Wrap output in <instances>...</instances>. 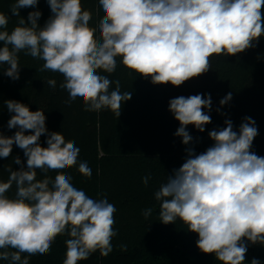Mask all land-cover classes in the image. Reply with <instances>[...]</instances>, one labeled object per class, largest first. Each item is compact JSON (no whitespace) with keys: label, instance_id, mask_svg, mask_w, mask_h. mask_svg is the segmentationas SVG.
<instances>
[{"label":"clouds","instance_id":"9594fccd","mask_svg":"<svg viewBox=\"0 0 264 264\" xmlns=\"http://www.w3.org/2000/svg\"><path fill=\"white\" fill-rule=\"evenodd\" d=\"M39 0H16L12 16L21 8H36ZM52 15L43 27L42 13L31 11L27 22L7 30L9 17L0 12V65L4 75L20 78L18 54L24 52L44 61L40 71L63 76L60 88L69 94L70 104L82 99L85 110L108 109L116 117L131 92H121L120 81L102 73H114L117 58L130 72L150 78L153 84L179 87L211 68L213 55L230 56L252 48L264 37V0H99L105 13L98 28L90 26L92 13L81 0H47ZM99 31V38L96 33ZM55 88L57 81L47 82ZM232 99L229 92L220 105ZM14 113L8 128L12 136L0 133V158L11 155L13 145L23 150L19 170L5 168L7 180L0 179V260L29 264V257L46 255L58 236L67 235L63 264H77L93 253L107 257L112 239L116 207L106 196L89 197L71 183L64 170L77 167L84 177L92 170L78 162L80 149L60 132H49L43 110L31 111L16 100L4 101ZM211 95L179 96L169 101V111L179 121L175 136L186 146L193 143L187 126L204 132L211 123ZM219 111V109H217ZM225 127L211 130L214 142L197 154L186 147L184 163L167 176L155 192L160 202V222L181 220L198 235L196 246L214 254L220 264H245L249 243L264 246V157L252 151L258 135L256 122L244 117L239 130L231 119ZM30 132L31 134H25ZM47 135V147L40 137ZM38 170L45 173L37 180ZM49 171L57 174L54 179ZM149 177L143 178L147 186ZM15 185V195L8 192ZM152 209H145L149 217ZM251 264H261L253 258Z\"/></svg>","mask_w":264,"mask_h":264},{"label":"trees","instance_id":"16d2710c","mask_svg":"<svg viewBox=\"0 0 264 264\" xmlns=\"http://www.w3.org/2000/svg\"><path fill=\"white\" fill-rule=\"evenodd\" d=\"M15 2L0 0V12L9 17V32L19 26L21 18L27 22L31 11L42 13L38 20L41 27L52 15L47 0H39L36 8H21L20 16H12L10 9ZM81 3L84 10L92 13L90 26L98 28L105 14L99 0H81ZM96 35L99 38V31ZM18 56V80L4 75L7 65H0V133L12 136L18 131V128L7 126L14 113L8 111L4 101L16 100L31 111L43 110L48 131L60 132L66 141H73L80 149L78 162L87 163L92 170L91 178H87L77 167L65 169L73 186L93 199L106 196L116 207L113 227L117 235L112 239V252L103 257L97 251L77 264H220L214 254H204L198 249V235L188 231L181 220L170 224L160 222V202L154 194L166 182L167 176L184 163L186 147H193L197 154L204 152L214 143L208 133L225 127L226 119L232 120L236 131L244 117L254 119L258 135L252 151L264 157V37L242 53L213 55L209 71L179 87L170 83L153 84L150 78L130 72L118 57L115 72L102 74L113 81L110 90L119 80L121 92L132 93V98L123 103L119 117L108 109L86 111L80 98L65 103L69 94L60 88L63 76L49 70L40 71L44 63L40 59L24 52ZM50 79L57 81L55 88L47 83ZM229 92L232 99L220 105V100ZM196 94L211 95V111L204 109L211 116V123L205 126L204 132L193 125L187 126L193 143L186 146L181 137L174 135L180 124L169 111V101ZM46 139V134L40 137L42 147H47ZM17 156L26 168L23 150L13 145L11 155L0 158V179L8 178L5 168L20 169L21 165L14 163ZM56 174L49 171L47 176L54 179ZM44 176L45 173L38 170L37 180ZM145 176L149 177L147 186L143 183ZM15 191L13 185L8 195L13 197ZM148 208L152 213L145 218L143 212ZM68 238L67 235L58 236L49 254L29 257V264H63ZM253 258L264 264V246L249 243L245 264H251ZM0 264L9 262L0 260Z\"/></svg>","mask_w":264,"mask_h":264}]
</instances>
